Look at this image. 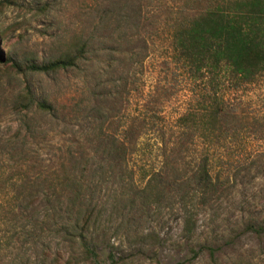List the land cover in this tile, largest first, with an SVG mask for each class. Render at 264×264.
Masks as SVG:
<instances>
[{
	"label": "trees",
	"instance_id": "trees-1",
	"mask_svg": "<svg viewBox=\"0 0 264 264\" xmlns=\"http://www.w3.org/2000/svg\"><path fill=\"white\" fill-rule=\"evenodd\" d=\"M148 1L95 0L90 29L80 30L59 56L30 63L6 59L19 73L79 72L84 97L52 100L27 84L13 105L29 131L35 128L30 115L64 122L74 116L84 121L85 137L65 151L56 177L26 176L23 183L0 189L10 197L7 204L0 200V211L21 223V232L58 237L55 258L62 264H101L103 253L115 260L120 245L108 237L104 214L119 216L116 230L140 235L141 250L157 254L168 239L145 223L166 213L180 221L187 247L170 264H197L204 253L219 264L245 236L257 240L264 262V220L250 219L227 237L198 236L209 227V210L222 190L217 160L225 146L239 133L264 134V101L251 106L253 92L264 82V0H170L150 16ZM37 9L48 11L50 2ZM151 18L168 42L161 68L150 81L146 75L141 79L135 95L133 69L140 63L143 72L149 48L144 45L137 60V43L125 29L146 28ZM0 59L5 60L1 48ZM119 70L127 74L115 78ZM180 85L182 109L170 116L167 107ZM117 97L128 105L115 107Z\"/></svg>",
	"mask_w": 264,
	"mask_h": 264
},
{
	"label": "rangeland",
	"instance_id": "rangeland-1",
	"mask_svg": "<svg viewBox=\"0 0 264 264\" xmlns=\"http://www.w3.org/2000/svg\"><path fill=\"white\" fill-rule=\"evenodd\" d=\"M47 1L50 2L48 11L37 9ZM168 4H171L170 0H167V5L159 0H151L144 7L150 16L151 12L168 7ZM94 7L95 0H0V48L5 57V60L0 59V189L12 188V183L21 184V178L26 176L37 178L42 175L44 179L50 180L56 177L62 172L65 151L71 149L74 140L85 137L84 121L74 116L64 122L50 115H30L28 121L31 125L35 124V128L29 131L24 125L23 114L15 111L13 105L27 84L32 86L38 96H47L52 100L65 97L80 99L85 95H82L84 87L79 72L19 73L6 59L12 57L22 63H30L59 56L70 47L80 30L87 32L90 29L89 14ZM147 23L146 28L139 27L138 31L125 29L133 34V41L137 43V60L142 56L144 45L149 48L143 72L140 63L133 69L131 85L135 95L138 94L141 79L146 75L150 81L161 68L164 47L168 42L166 35L159 36L158 27L153 24L152 18ZM118 34H123V30L119 28ZM121 70L116 71L115 78L127 74V70ZM180 88L181 85L174 88L175 94L168 104L170 116L182 109L183 90ZM263 97L264 82L253 92L251 106L255 107V101L260 103V98L264 101ZM118 98L115 107H122L126 100L124 102ZM130 104L134 109L135 100ZM23 126L26 130L20 131ZM217 164L223 186L219 198L209 210L212 216L209 227L202 228L198 233L201 241L217 233L221 237H227L230 232L237 234L245 226L242 223L250 219L264 220V134L258 133L250 138L240 133L235 135L225 146ZM50 180H42V183H56ZM4 190H0V200L7 204L4 201L10 200V197ZM165 215L160 221L145 223L146 227L155 225L161 236L168 239L155 254L141 250L137 242L142 239L140 235H125L116 230L121 222L119 216L104 214L103 227H110H107V235L112 242L120 245V250L114 261L107 259L103 253L101 264H170L171 257L178 259L183 256L187 247L180 236V221L170 213ZM20 225L6 210L0 211V264H62L55 258L58 237L41 230L21 232ZM258 248L256 239L245 236L237 245V250L224 254L219 264H264L263 256L258 255ZM81 264L94 263L86 261ZM197 264L213 263L209 255L204 253Z\"/></svg>",
	"mask_w": 264,
	"mask_h": 264
}]
</instances>
